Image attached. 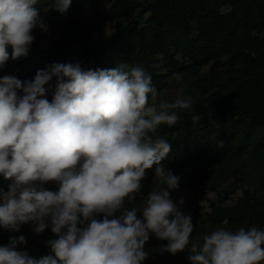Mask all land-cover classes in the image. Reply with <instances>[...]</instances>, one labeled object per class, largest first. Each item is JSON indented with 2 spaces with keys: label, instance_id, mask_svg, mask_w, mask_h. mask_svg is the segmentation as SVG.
Listing matches in <instances>:
<instances>
[{
  "label": "clouds",
  "instance_id": "1",
  "mask_svg": "<svg viewBox=\"0 0 264 264\" xmlns=\"http://www.w3.org/2000/svg\"><path fill=\"white\" fill-rule=\"evenodd\" d=\"M71 3L0 0V69L28 55L35 30L48 31L41 11L63 15ZM53 78L54 90L45 87ZM191 108L188 97L161 99L151 75L126 63L95 70L54 63L29 81L0 76V176L9 182L0 189V228L19 232L31 223L35 234L50 228L57 237L37 259L18 249L25 236H12L0 246V264H143L152 236L166 241L161 255L185 252L188 264H264V229L232 230L224 219L194 237L184 199L171 198L180 177L162 164L172 143L157 133ZM151 169L158 183L144 195Z\"/></svg>",
  "mask_w": 264,
  "mask_h": 264
},
{
  "label": "trees",
  "instance_id": "2",
  "mask_svg": "<svg viewBox=\"0 0 264 264\" xmlns=\"http://www.w3.org/2000/svg\"><path fill=\"white\" fill-rule=\"evenodd\" d=\"M91 1L95 0H72L66 14ZM129 1L126 11L107 20L109 23L100 29L75 35L61 55L54 53L63 41L51 39L44 48L31 46L26 57L9 59L0 69V76L12 75L29 81L38 70H47L54 63L78 62L84 70L111 69L126 63L129 67L145 69L160 93L174 73H204L217 64L238 62L264 68V0ZM42 4L39 6L43 7ZM40 14L43 20L66 17L54 9ZM65 56L71 59L65 60ZM31 62L35 64L34 71H24ZM219 93L218 88L203 91L197 95L191 110H178L179 121L174 126L163 127L157 133L172 143V150L162 164L172 173L186 172L189 182L180 186L188 185L190 190L194 185L215 179L224 162L264 163V111L235 104L232 99L220 100ZM52 96L53 91H49L46 98L51 102ZM193 116L199 120L194 122ZM8 183L0 176V189L7 191ZM222 197V202L228 199ZM255 203L257 213L262 216L257 224L247 220L244 227L264 229V197ZM185 213L192 217L194 237L219 226L218 219L208 218L206 213L202 218L191 211ZM10 235L25 236L26 244L18 245V249L37 259L50 254L46 242L57 238L50 228L35 234L33 225L28 223L19 232L0 228V246L8 244ZM164 243L150 237L146 244L150 255L143 264H188L185 252L161 255L159 247Z\"/></svg>",
  "mask_w": 264,
  "mask_h": 264
},
{
  "label": "rangeland",
  "instance_id": "3",
  "mask_svg": "<svg viewBox=\"0 0 264 264\" xmlns=\"http://www.w3.org/2000/svg\"><path fill=\"white\" fill-rule=\"evenodd\" d=\"M129 2V0H95L76 9L74 13L66 14L62 21L56 17L44 19L48 25V31L35 30L32 46L44 48L48 46L51 39L60 40L63 43L56 48L59 51L54 55H61L66 51L64 49L66 45H70L74 40L75 35L82 36V33H88L92 29H100L102 25L109 23L107 20L118 17L126 11V5ZM40 3H43V7L50 6L51 0H40ZM64 59L71 58L65 56ZM33 62L23 70L27 69L32 73L36 68ZM168 83V86L159 94L161 99L169 102L181 96L190 98L193 104L197 95L203 91L218 88L221 94L220 100L228 98L235 104H243L254 110L264 111V68L239 62L232 65L217 64L204 73L188 71L180 74L179 80L172 78ZM54 86L55 78L45 87L53 89ZM163 127L165 128L166 125L161 126L158 133ZM160 136L166 138L165 135ZM222 165L215 179L201 185L193 184L194 188L191 190L188 185L179 186L177 190L171 191V198L174 202L179 201L180 198L184 199V204L180 208L184 213L191 211L196 217L202 218L206 215L208 218L218 219L219 226L224 219H227L226 227L232 230L244 226L247 220L257 224L262 214L257 213L255 201L264 197V174L260 172L264 171L262 170L264 163L224 162ZM173 174L180 177L179 185L188 184L186 172ZM257 174L260 176L258 177ZM157 183L154 179V169L147 170L146 178L142 181L143 194L147 195ZM46 187L56 188L54 184H48ZM222 196H227L228 199L222 202L224 201ZM217 200L220 201L217 203ZM12 236L14 235H10Z\"/></svg>",
  "mask_w": 264,
  "mask_h": 264
}]
</instances>
